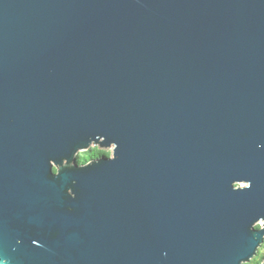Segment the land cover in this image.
<instances>
[{
    "label": "water",
    "instance_id": "water-1",
    "mask_svg": "<svg viewBox=\"0 0 264 264\" xmlns=\"http://www.w3.org/2000/svg\"><path fill=\"white\" fill-rule=\"evenodd\" d=\"M263 243L264 0H0V264Z\"/></svg>",
    "mask_w": 264,
    "mask_h": 264
},
{
    "label": "trees",
    "instance_id": "trees-1",
    "mask_svg": "<svg viewBox=\"0 0 264 264\" xmlns=\"http://www.w3.org/2000/svg\"><path fill=\"white\" fill-rule=\"evenodd\" d=\"M103 153L110 154V152H107L97 146L91 147L89 150L82 151L79 154V162L84 163L88 161L89 159L97 157L98 155H101ZM263 256H264V243L261 245L258 254L251 261L246 262L244 264H262Z\"/></svg>",
    "mask_w": 264,
    "mask_h": 264
},
{
    "label": "rangeland",
    "instance_id": "rangeland-1",
    "mask_svg": "<svg viewBox=\"0 0 264 264\" xmlns=\"http://www.w3.org/2000/svg\"><path fill=\"white\" fill-rule=\"evenodd\" d=\"M94 146H97V145H93L92 147H94ZM97 147H98V146H97ZM103 150H105V151H107V152H110V153L112 152V148L103 149ZM80 153H81V152H80ZM80 153H79V154H80Z\"/></svg>",
    "mask_w": 264,
    "mask_h": 264
}]
</instances>
